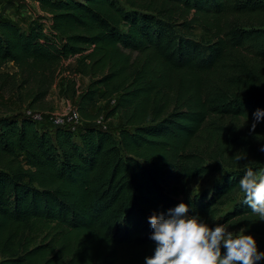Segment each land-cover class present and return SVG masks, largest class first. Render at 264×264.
Masks as SVG:
<instances>
[{
	"label": "trees",
	"instance_id": "16d2710c",
	"mask_svg": "<svg viewBox=\"0 0 264 264\" xmlns=\"http://www.w3.org/2000/svg\"><path fill=\"white\" fill-rule=\"evenodd\" d=\"M36 2L47 34L40 18L22 28L0 17V71L12 68L0 97L38 110L64 76L88 124L50 131L0 104V264H145L148 218L181 202L206 224L231 205L212 226L264 235L239 188L248 168L264 173V152L236 124L252 129L264 112V0ZM98 100L115 101V135L92 124Z\"/></svg>",
	"mask_w": 264,
	"mask_h": 264
},
{
	"label": "clouds",
	"instance_id": "9594fccd",
	"mask_svg": "<svg viewBox=\"0 0 264 264\" xmlns=\"http://www.w3.org/2000/svg\"><path fill=\"white\" fill-rule=\"evenodd\" d=\"M253 115L254 131L264 112L257 109ZM259 150L264 152V146ZM235 158L246 160L247 153L238 152ZM239 188L243 203L264 222V173L248 168ZM148 222L155 249L152 256L145 257V264H259L264 260V251L258 249L253 235L235 234L220 224L210 227L196 215H189V206L183 202L167 213L153 214Z\"/></svg>",
	"mask_w": 264,
	"mask_h": 264
},
{
	"label": "rangeland",
	"instance_id": "374dc122",
	"mask_svg": "<svg viewBox=\"0 0 264 264\" xmlns=\"http://www.w3.org/2000/svg\"><path fill=\"white\" fill-rule=\"evenodd\" d=\"M36 0H0V12L1 16L7 20L14 19V16H18L19 18L16 19L14 22L13 20H10L11 22L21 26L22 28H27L29 24L36 20L37 18H41V15H38L37 13H42V11L39 8V5H34ZM37 3V2H36ZM121 5H124L122 1H120ZM38 4V3H37ZM21 11L25 12L23 15H21ZM21 16V17H20ZM31 18H33L31 20ZM234 18L231 17L230 20H233ZM241 23H244V18L240 19ZM199 33V32H198ZM244 52V51H243ZM244 63L248 65H252L251 61H248L247 58H243ZM251 62V63H250ZM66 66L73 67L74 66V60L70 59L65 62ZM260 69V75L264 78V63H259L257 65ZM11 65L7 64L4 66L3 69H1L0 72L5 71H11ZM88 82L86 79L78 77L77 78V85H76V91L77 93H80L83 91ZM65 82H64V76H61L56 81V84L51 89L49 96L47 97L45 103L39 108L38 110H30L27 107L19 108V106L14 102L12 97L10 96H2L0 97V104H6L8 107L11 108V111L16 115H25L27 111L31 113V115L35 116V122L39 128L45 127L48 130L52 131L54 129V124L52 122V119L63 115L65 112V104L68 102L70 104H73L76 106L77 104V97H74L73 99H67L64 95L65 92ZM115 103H112L111 101H104V100H98L95 103L89 104L87 106L88 112L95 114L100 113V116L98 118H101L103 120V124L105 127V130L111 132L112 134H116L121 127V124L123 122L122 116L120 112H116L112 115H109L110 111L113 109ZM2 109L0 108V113H2ZM26 116V115H25ZM82 119V118H81ZM83 120V119H82ZM226 124L229 125V120L226 119ZM87 125L88 122L83 120L79 124H73L71 125V129L74 132H78V130L81 128V125ZM237 126L245 131H247L250 134H255L256 138V145L258 147L264 146V129H255L254 131L252 129H249L246 123L243 119H239L236 122ZM102 129V128H101ZM220 174L210 176L208 179H206L204 182L197 185L191 192L190 197H192L194 194H202V193H209L212 187L219 181ZM231 208V205H227L222 209V211L219 213V215L216 217L214 222L208 223L210 227H212V224L215 222L221 220L223 218V215L229 211ZM227 227V229L235 234L238 233H245L248 232L244 230H239L235 228L234 226L221 224ZM255 237L258 249L260 251H264V235L262 234H256V233H248ZM259 264H264V260L260 261Z\"/></svg>",
	"mask_w": 264,
	"mask_h": 264
},
{
	"label": "built area",
	"instance_id": "2783aa9c",
	"mask_svg": "<svg viewBox=\"0 0 264 264\" xmlns=\"http://www.w3.org/2000/svg\"><path fill=\"white\" fill-rule=\"evenodd\" d=\"M0 17H1V12H0ZM40 17L41 18L39 19V22L41 24V29L45 34H47L52 29V22H51L50 18H48L46 16L41 15ZM111 102L114 103L115 101L111 100ZM25 115L32 118L33 120H35V118H36L35 116L31 115V113L29 111H27ZM82 121L83 120L81 119L79 113L77 112L76 106L73 104H70L68 102L65 104V112L63 113V115L57 116V117L52 119V122H53L55 127H65V128H69V129H71V127H70L71 125L79 124ZM92 124L96 127H99V128H102L105 130L103 120L101 118L95 119L92 122ZM83 126H85V125L82 124L81 127H83Z\"/></svg>",
	"mask_w": 264,
	"mask_h": 264
},
{
	"label": "crops",
	"instance_id": "0c3cea01",
	"mask_svg": "<svg viewBox=\"0 0 264 264\" xmlns=\"http://www.w3.org/2000/svg\"><path fill=\"white\" fill-rule=\"evenodd\" d=\"M35 6L36 5H38L36 2H35V4H34ZM25 12H23V11H21V15H23ZM38 15H42V16H46V17H48V18H50V16L48 15V14H45V13H37ZM21 17V16H20ZM19 17L18 16H14V19H9V20H13L14 22H16L17 23V21H15L16 19H18ZM33 18H31V20H32Z\"/></svg>",
	"mask_w": 264,
	"mask_h": 264
}]
</instances>
